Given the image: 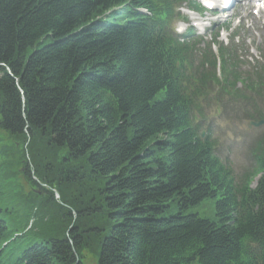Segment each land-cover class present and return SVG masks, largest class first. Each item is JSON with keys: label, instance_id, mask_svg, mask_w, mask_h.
<instances>
[{"label": "trees", "instance_id": "obj_1", "mask_svg": "<svg viewBox=\"0 0 264 264\" xmlns=\"http://www.w3.org/2000/svg\"><path fill=\"white\" fill-rule=\"evenodd\" d=\"M175 2L0 0V264H264V173L235 180L197 123L240 74L179 41ZM255 152L261 172L264 134ZM81 161L93 183L64 189ZM45 162L65 168L41 184ZM22 180L39 193L10 206Z\"/></svg>", "mask_w": 264, "mask_h": 264}, {"label": "rangeland", "instance_id": "obj_2", "mask_svg": "<svg viewBox=\"0 0 264 264\" xmlns=\"http://www.w3.org/2000/svg\"><path fill=\"white\" fill-rule=\"evenodd\" d=\"M230 20H232L231 24L234 25L235 20L232 18ZM259 20H261V22H259V23L261 25H264V15ZM247 32L249 35H246L244 38L248 39V40H245V43H244V45L242 44V46L247 47L248 53H251L254 56H257V50L255 48L256 47L260 48L262 46L264 47V27L263 28L258 27V26L252 27V29L247 30L246 33ZM207 39H208V37H207ZM40 45L41 44L36 45L35 47H38ZM249 47H250V49H249ZM251 48L255 49V51H252ZM156 97H158V95ZM248 108H250V107H248ZM246 121L247 120L231 122L230 120L225 119V114L219 115L218 111L211 110V111H208L207 116H206V120L204 123V127H206V124L211 122L212 137L215 138L217 151H218L219 155L221 156V158H227V160L232 164V166L234 168V172L240 171L239 169L241 167H243L244 165H246V156H245L246 146L241 145V147H236L238 145V143L240 141L242 142L243 138L249 139L251 137L258 136L263 131L262 126L247 128L245 125ZM33 144L35 147L38 148V144H35V143H33ZM42 146H41L40 152H42L41 150H43ZM42 153L45 155V152H42ZM45 164H48V162H45L43 164V166L41 165L40 167H38V163H36V165H37L36 174H35L36 176H33V179H37L41 184H43L42 182H44V181H48V178L50 180H52V179L57 180L58 169L61 170L62 168H65V166L60 165L57 168H54V170H48L47 168H45ZM79 164H80V167L77 169L76 172L81 173L80 178L71 182V183L69 181H67V179H65V181H63L62 184H59L64 189H66L68 191L75 189L76 188V182H79L80 180H83L85 182V184H87V185H91L93 183L90 179V172L88 171L89 167L87 165H85L86 163H84L82 161L79 162ZM62 175H64V174H62ZM28 182H30V181H28ZM19 187L23 191L21 192V194H18V195L15 194L14 199H12V201H10V203H11L10 206L15 205L19 202L22 204L23 202H25V200H27V201L29 200L30 201V207H31L33 199H34V195L39 191L38 188L31 186L33 189L32 191H34L31 194V192L29 191V188H28L29 185L27 186L23 180L19 181ZM43 188H47V186H44ZM59 192L62 195V197H61L62 201H60V200L56 201L57 203H55L54 207H56V204H57V206H60V205L68 206L67 205L68 200L60 188H59ZM56 197L57 196L54 194V198H56ZM0 198H1V196H0ZM40 208H41L40 205L37 204V207L34 211L36 220H39V216H41L43 214V213H41ZM189 211L190 212L196 211L201 216L208 217V218H214V201L212 199H205L199 205H197L195 207H191L189 209ZM177 212H178L177 204L172 203L171 207L165 211V215L166 216L173 215ZM15 213L16 212L13 211L11 213V215H14ZM81 218L83 220H92V219H90L91 216H85V217H81ZM81 218L79 220H81ZM21 220H24V219L22 218ZM86 261H87L86 262L87 264H95V260H94V258L92 259V257L88 258Z\"/></svg>", "mask_w": 264, "mask_h": 264}]
</instances>
